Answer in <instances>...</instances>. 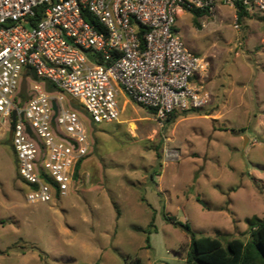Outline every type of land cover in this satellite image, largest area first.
<instances>
[{
	"label": "rangeland",
	"instance_id": "rangeland-1",
	"mask_svg": "<svg viewBox=\"0 0 264 264\" xmlns=\"http://www.w3.org/2000/svg\"><path fill=\"white\" fill-rule=\"evenodd\" d=\"M233 15L220 8L197 27L193 13L178 14L182 41L209 63L210 100L199 112L160 125L132 103L119 123L95 126L71 102L92 151L66 197L27 201L0 124V264H187L190 237L166 216L198 237L250 239L247 220L264 219V51L258 24L238 21L237 31ZM22 87L31 91L27 81ZM172 151L180 157L170 159Z\"/></svg>",
	"mask_w": 264,
	"mask_h": 264
},
{
	"label": "built area",
	"instance_id": "built-area-1",
	"mask_svg": "<svg viewBox=\"0 0 264 264\" xmlns=\"http://www.w3.org/2000/svg\"><path fill=\"white\" fill-rule=\"evenodd\" d=\"M221 5L264 15V0H0V124L13 126L28 202L68 196L78 164L92 151L72 101L95 125L120 120V95L152 110L160 125L209 104L200 81L208 62L186 47L177 17L203 11L216 18ZM30 70L42 81L25 78ZM24 79L31 86L25 100Z\"/></svg>",
	"mask_w": 264,
	"mask_h": 264
},
{
	"label": "trees",
	"instance_id": "trees-1",
	"mask_svg": "<svg viewBox=\"0 0 264 264\" xmlns=\"http://www.w3.org/2000/svg\"><path fill=\"white\" fill-rule=\"evenodd\" d=\"M196 17L195 25L200 27L197 19L205 16L203 11H191ZM239 21H242L246 16V13L240 11L238 13ZM88 21L95 24L92 18H87ZM96 25V24H95ZM31 76L34 81L41 82L42 80L35 74V71L30 70L25 74V78ZM26 79H24V85ZM48 91H52L53 87L50 83L46 82ZM25 87H22L20 96L22 99H26ZM76 108L77 105H74ZM150 114L153 111L147 109ZM200 110H196L199 112ZM178 113H173L167 120V124L173 122ZM93 124V123H92ZM82 162L78 164L75 178L78 177L81 169ZM166 220L173 223L176 226L181 227L190 237V244L186 251V263L187 264H264V219L254 218L253 220L248 219L249 224V235L250 239L245 242L242 239L234 238L227 243H224L219 237L203 236L198 237L191 226L186 223L183 224L173 217L166 216ZM150 228L156 229L152 222ZM147 232V231H146ZM148 235L151 234V230H148ZM150 237L147 238L148 248ZM125 264H143L141 258L136 257L134 260H125Z\"/></svg>",
	"mask_w": 264,
	"mask_h": 264
},
{
	"label": "crops",
	"instance_id": "crops-1",
	"mask_svg": "<svg viewBox=\"0 0 264 264\" xmlns=\"http://www.w3.org/2000/svg\"><path fill=\"white\" fill-rule=\"evenodd\" d=\"M220 8H229V9H233L234 10V15H233V17H234V22H235V20H236V18L238 17L239 18V15H238V13H237V11L234 9V8H231V7H227V6H225V5H221L220 6ZM219 8V9H220ZM181 13H183V12H181ZM254 15L255 14H246V16L243 18V20L241 21V22H245L247 25H248V27L249 28H251V26H250V24L251 23H253V25H255V22L258 24V26H256L255 25V32H257L258 33V35L260 36V39H261V42L263 41V39H264V17H254ZM254 27V26H253ZM257 29V30H256ZM237 31H239V30H237ZM208 69H209V63H208V68H207V70L205 71V72H203L202 74H201V77H200V81H201V83H202V85H203V87L204 86H206V83H204V79H205V77L207 76V72H208ZM207 85H208V82H207ZM204 89H205V87H204ZM207 92V91H206ZM208 94H209V92H207ZM121 97H122V103H121ZM119 102H120V108H121V116H122V114L124 113V111H125V109H126V107H128V106H131V104L132 103H134V102H132V101H130L126 96H124V95H120V97H119ZM134 104H136V103H134ZM138 105V104H137ZM150 115H152V114H150ZM120 122V120L117 122V123H119ZM90 124H92V123H90ZM93 125H95V124H93ZM101 125V124H100ZM88 126V125H87ZM95 126H99V125H95ZM89 129V128H88ZM90 134V133H89Z\"/></svg>",
	"mask_w": 264,
	"mask_h": 264
},
{
	"label": "water",
	"instance_id": "water-1",
	"mask_svg": "<svg viewBox=\"0 0 264 264\" xmlns=\"http://www.w3.org/2000/svg\"><path fill=\"white\" fill-rule=\"evenodd\" d=\"M54 109L57 110L56 106L54 105ZM16 117V113L14 112L13 114V121L15 120ZM13 126H11V130L9 132V139L12 140V136H13V131H12ZM27 131L30 133V128H27Z\"/></svg>",
	"mask_w": 264,
	"mask_h": 264
}]
</instances>
